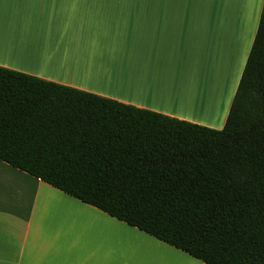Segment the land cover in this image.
I'll use <instances>...</instances> for the list:
<instances>
[{
	"label": "crops",
	"instance_id": "1",
	"mask_svg": "<svg viewBox=\"0 0 264 264\" xmlns=\"http://www.w3.org/2000/svg\"><path fill=\"white\" fill-rule=\"evenodd\" d=\"M262 2L0 0V67L219 131ZM193 259L0 161V264Z\"/></svg>",
	"mask_w": 264,
	"mask_h": 264
},
{
	"label": "trees",
	"instance_id": "2",
	"mask_svg": "<svg viewBox=\"0 0 264 264\" xmlns=\"http://www.w3.org/2000/svg\"><path fill=\"white\" fill-rule=\"evenodd\" d=\"M0 161L203 264H264V0L222 130L0 67Z\"/></svg>",
	"mask_w": 264,
	"mask_h": 264
},
{
	"label": "rangeland",
	"instance_id": "3",
	"mask_svg": "<svg viewBox=\"0 0 264 264\" xmlns=\"http://www.w3.org/2000/svg\"><path fill=\"white\" fill-rule=\"evenodd\" d=\"M263 3V2H262ZM262 9V8H261ZM261 14V13H260ZM195 261L196 264H202L201 261L197 260V259H193Z\"/></svg>",
	"mask_w": 264,
	"mask_h": 264
},
{
	"label": "bare ground",
	"instance_id": "4",
	"mask_svg": "<svg viewBox=\"0 0 264 264\" xmlns=\"http://www.w3.org/2000/svg\"><path fill=\"white\" fill-rule=\"evenodd\" d=\"M109 80V79H108ZM109 82V81H108Z\"/></svg>",
	"mask_w": 264,
	"mask_h": 264
}]
</instances>
